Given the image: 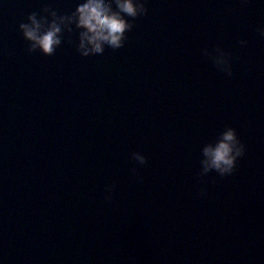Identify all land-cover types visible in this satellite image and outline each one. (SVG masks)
Wrapping results in <instances>:
<instances>
[{
    "label": "water",
    "instance_id": "water-1",
    "mask_svg": "<svg viewBox=\"0 0 264 264\" xmlns=\"http://www.w3.org/2000/svg\"><path fill=\"white\" fill-rule=\"evenodd\" d=\"M83 2L0 0V264H264V0H145L120 49L73 24L28 53L20 23ZM229 127L234 173L199 177Z\"/></svg>",
    "mask_w": 264,
    "mask_h": 264
},
{
    "label": "clouds",
    "instance_id": "clouds-1",
    "mask_svg": "<svg viewBox=\"0 0 264 264\" xmlns=\"http://www.w3.org/2000/svg\"><path fill=\"white\" fill-rule=\"evenodd\" d=\"M113 3L116 10H113ZM43 11L46 15L40 19H37L36 13H32L27 17V23L19 25L24 40L30 45L28 53L39 51L44 56H53L61 45L62 31L71 33L73 31L71 26L74 24L79 31L77 52L85 58L103 54L105 46L113 50L124 47L126 33L134 27L127 18L135 20L148 13L145 0H85L70 16L57 15L56 11L47 7ZM47 17L51 18V22ZM258 31L260 36L264 37V27ZM240 43L243 45L246 42ZM215 52L216 55H212L205 50L204 55L212 59L220 71L232 76L229 54L219 47ZM245 151V145L238 139L236 130L226 128L214 143L203 146L198 176L203 177L211 172L217 173L220 177L232 175L238 159L244 156ZM133 160L139 165L147 163L146 157L140 153H133ZM132 171L135 174L136 169Z\"/></svg>",
    "mask_w": 264,
    "mask_h": 264
}]
</instances>
